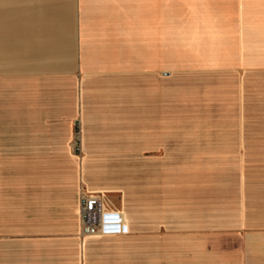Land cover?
<instances>
[{
    "label": "crops",
    "instance_id": "obj_1",
    "mask_svg": "<svg viewBox=\"0 0 264 264\" xmlns=\"http://www.w3.org/2000/svg\"><path fill=\"white\" fill-rule=\"evenodd\" d=\"M249 3L245 24L261 26L264 0ZM172 40L193 42L170 36L169 0H0V264H264V208L231 211L225 248L175 241L156 190L126 164L163 147L169 101H205L171 83ZM241 47L238 61L264 65ZM83 188L123 232L79 234Z\"/></svg>",
    "mask_w": 264,
    "mask_h": 264
},
{
    "label": "rangeland",
    "instance_id": "obj_2",
    "mask_svg": "<svg viewBox=\"0 0 264 264\" xmlns=\"http://www.w3.org/2000/svg\"><path fill=\"white\" fill-rule=\"evenodd\" d=\"M244 3L169 0L170 36L193 41L172 40L171 83L194 84L205 101H169L163 147L126 164L137 171L140 184L156 190L154 202L169 216L175 241L196 238L225 248L231 211L264 208V101L253 91L264 87V65L238 61L242 39L244 47L264 52V42L256 41L264 37V24H245L258 9ZM85 137L82 131V141ZM104 172L98 166L92 170L98 177ZM133 218L139 229L140 217ZM158 230L157 235L164 234ZM190 255L188 249L186 261L193 259ZM140 257L138 263L144 264Z\"/></svg>",
    "mask_w": 264,
    "mask_h": 264
},
{
    "label": "built area",
    "instance_id": "obj_3",
    "mask_svg": "<svg viewBox=\"0 0 264 264\" xmlns=\"http://www.w3.org/2000/svg\"><path fill=\"white\" fill-rule=\"evenodd\" d=\"M79 134V133H78ZM75 135L74 147L80 150V137ZM80 232L83 235L114 234L123 232L124 224L118 219L108 217L102 212V198L98 194H89L84 188L80 194Z\"/></svg>",
    "mask_w": 264,
    "mask_h": 264
}]
</instances>
